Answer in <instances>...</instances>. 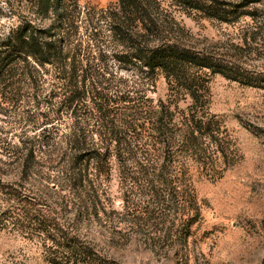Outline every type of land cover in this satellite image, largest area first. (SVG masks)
<instances>
[{
    "label": "trees",
    "instance_id": "obj_1",
    "mask_svg": "<svg viewBox=\"0 0 264 264\" xmlns=\"http://www.w3.org/2000/svg\"><path fill=\"white\" fill-rule=\"evenodd\" d=\"M36 8L45 25L26 22L0 38V96L12 94L13 109L29 105L26 123L38 131L7 152L24 189L14 227L38 241L47 264H119L113 252L133 240L166 253L186 247L201 215L194 173L211 172L225 152L207 118L208 84L214 75L264 83V10L206 9L221 23H251L242 45L201 46L161 0ZM252 53L258 66L245 61ZM161 78L165 100L152 96ZM114 179L120 207L108 190Z\"/></svg>",
    "mask_w": 264,
    "mask_h": 264
},
{
    "label": "rangeland",
    "instance_id": "obj_2",
    "mask_svg": "<svg viewBox=\"0 0 264 264\" xmlns=\"http://www.w3.org/2000/svg\"><path fill=\"white\" fill-rule=\"evenodd\" d=\"M39 1L0 0V38L26 22L37 27L45 25L36 8ZM161 1L179 24L201 42V46L229 39L242 45L251 23L245 16L237 21L228 17L231 23H221L209 18L206 9L232 10L237 7L247 13L264 10V0H187V4L181 5L174 0ZM89 3L106 8L115 5L117 0H81L82 5ZM253 57L254 53L245 61L258 66ZM21 83H17L16 88L26 84ZM208 88L207 118L218 128L217 140L225 152L217 154L211 172L194 173L201 215L192 228L188 245L182 247L175 243L166 253L157 248L152 251L133 240L113 252L119 264H264V83L247 86L214 75ZM26 91L21 90L19 94L26 95L28 101L34 90ZM167 94V84L161 78L157 93L152 96L165 100ZM6 97L12 98V94L0 96L1 107L8 111L7 115L0 114V264H47L42 259L38 241L30 240L26 230L13 225L21 215L20 195L24 189L21 167L12 162L14 157L8 159L7 152L11 151V145L18 146L20 141L38 131L33 132L26 123L29 105L21 101L13 109L12 103L5 104ZM191 104L187 97L179 107L186 109ZM11 111L19 112L22 125ZM25 187L29 188L27 184ZM108 190L115 205L120 207L122 192L117 179L108 184ZM176 250L180 252L179 256L175 255Z\"/></svg>",
    "mask_w": 264,
    "mask_h": 264
}]
</instances>
